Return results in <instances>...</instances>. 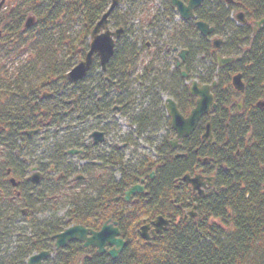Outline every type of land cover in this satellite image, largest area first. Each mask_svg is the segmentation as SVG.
Returning <instances> with one entry per match:
<instances>
[{"label": "trees", "instance_id": "1", "mask_svg": "<svg viewBox=\"0 0 264 264\" xmlns=\"http://www.w3.org/2000/svg\"><path fill=\"white\" fill-rule=\"evenodd\" d=\"M112 1L23 0L18 10L1 20L5 27L4 45L12 43L19 51V43L24 40L29 52L22 54L26 55L25 63L12 70L10 64L18 63L19 53H10L9 59L2 60L6 61V67L0 62V230L2 226L6 233L19 219L26 221L30 232L40 227L33 221L31 210L35 207L27 196L42 192L41 200L49 201V197L61 194L64 187L69 191L66 185L77 167L67 152L82 149L86 158H90L93 148L86 142L89 135L96 130L109 132L102 123L116 107L125 114L131 113L129 107L139 101L134 99L135 93L131 96L130 87L137 83L143 87L140 97L143 111L133 115L131 124L141 134L150 129L157 131L163 118L172 134L163 95L177 102L183 114L194 107L195 99L184 85V70L189 78L195 73L202 84L217 80L213 93L217 109L176 152L167 137L156 145V159L144 157L131 165L125 162L124 153L119 154L112 147V164L120 167L121 180L108 177L96 183L77 182L76 186L83 184L85 189L73 194L67 220L52 219L44 223L39 234L29 238L23 235L18 241L24 245L10 254L0 233V264H26L35 252L53 251L52 238L66 227L99 228L110 217L118 221L128 242L118 259L92 251L86 255L81 244L72 243L55 252L46 264H77L82 257H85L83 264H264V106L258 105L264 102V25L255 33L251 24L238 26L230 18L235 9L223 0L206 2L196 12V21L214 27L215 35L224 40L222 48L216 50L210 37L199 34L196 21L175 24L171 0H164V10L159 11L148 28L159 31L152 39L163 43L166 34L163 23L172 24L167 42L170 46L158 47L155 60L145 67L143 74L137 75L149 40L135 36L133 18L139 9L132 0H118L110 22L116 29L123 28L124 34L117 41L113 58L103 71L95 57L85 79L72 84L68 73L85 59L88 39ZM238 1L248 22L264 19V0ZM121 5H128L127 9L123 11ZM29 12L35 16L36 24L28 30L25 17ZM64 48L65 53L60 55ZM174 48L188 51L181 69H176L172 59ZM218 55L241 60L220 69ZM164 58L171 62L164 63ZM155 63L160 67L158 70ZM170 64L173 70H169ZM199 66L202 72H193ZM236 74H242L246 84L243 95L232 87ZM242 96L245 109L239 113L234 102ZM68 101L73 103L67 106ZM148 102L150 107L146 109L144 104ZM207 121L212 123L215 146H208L201 139ZM37 129L40 134L25 135ZM249 135L254 138L251 147L247 142ZM206 158L210 159L209 164L203 163ZM106 159L100 162L105 164ZM33 167L44 175L40 185L27 181L28 171ZM9 170L11 177L20 183L18 188L6 182ZM153 170L156 176L151 180ZM201 171L206 175L216 171L214 188L203 197L194 195L187 184L180 183L187 173ZM51 179L58 182L56 189ZM142 179L147 182L145 193L137 195L134 203V200L126 203V190L140 184ZM17 193L23 200L20 208L14 205ZM194 206L197 217L186 222L184 215ZM4 208L14 218L10 220ZM160 215L172 225L151 242L144 241L139 235L140 228L145 221ZM97 219L100 221L95 222ZM21 230L20 226L16 232Z\"/></svg>", "mask_w": 264, "mask_h": 264}, {"label": "water", "instance_id": "2", "mask_svg": "<svg viewBox=\"0 0 264 264\" xmlns=\"http://www.w3.org/2000/svg\"><path fill=\"white\" fill-rule=\"evenodd\" d=\"M205 0H190L188 5L184 4L182 1L173 0L172 4L178 10V13L181 19L189 21L195 18L194 11L202 5ZM227 4L234 3V0H225ZM118 4V1H114L113 5L110 7L109 11L103 17V19L97 24L92 33V41L90 44V50L86 55L84 61H81L69 74L68 80L71 83H77L83 80L87 73L91 70L94 57L97 55L100 59L101 66L103 70L106 69L108 63L115 52V39H120L123 34V29L116 31L115 33L110 32L108 27V18L111 15L112 11ZM237 20L246 24V20L243 14L237 16ZM34 24V20L30 19L27 22V27H31ZM264 20L257 23V26H262ZM197 28L199 32L204 36L208 37L214 34L215 29L210 27L207 23L197 22ZM103 29H106L105 33H101ZM222 45L221 40H216L214 46L219 49ZM188 51H182L179 53V58L183 62L186 61ZM240 59L235 58H222L218 57V65L220 68L226 67L232 64L235 61ZM177 67H180V60H177ZM183 76L186 77V74L183 73ZM233 88L238 93L243 94L245 92V83L243 82L242 74H238L233 78L232 81ZM217 83L214 82L212 85H201L197 81H193L189 89V92L192 97L196 98L195 108L191 113L185 117L183 116L175 101L172 99H167L165 102V109L170 118L171 129L175 132L176 137L170 142L171 146L176 149L178 144H180L185 138H189L197 129L202 118L208 115L211 110L217 109V104L215 102V97L213 95V90L216 88ZM241 109L239 108V111ZM93 143L96 145L98 143H103L105 141L104 134L101 132H94L91 135ZM203 141L209 144H213V136L211 125L208 124L206 127V132L203 135ZM77 152H71V154H76ZM33 176L29 179L31 182L38 184L41 179V175L37 173L36 168L33 169ZM153 176V175H152ZM213 178L208 177L204 179L202 176L197 175L192 178L190 175H186L183 179L186 183L194 187V191H198L199 195H204V190L207 187L213 186ZM11 183L14 187L18 186V183L14 179L11 180ZM144 188L141 186H134L129 191L126 192V199L129 200L131 196L137 193H143ZM196 208L189 213V219L196 218ZM171 225V222L164 217H158L152 224L146 225L141 229L140 235L147 242L151 240L149 235V230L152 229L153 237H156L157 234L162 231L167 230ZM119 228L115 223L106 222L100 231L94 232L86 229L83 226H73L67 229L65 232L57 235L55 237L57 243L56 247L62 248L65 247L68 242L79 241L84 244L85 248L94 247L98 249L99 254H103L106 251V246L111 245L114 248L109 252V255L113 259H117L119 254L123 252L127 246L126 241L121 237ZM50 253H41L36 256H33L28 264H40L43 259L49 256Z\"/></svg>", "mask_w": 264, "mask_h": 264}, {"label": "rangeland", "instance_id": "3", "mask_svg": "<svg viewBox=\"0 0 264 264\" xmlns=\"http://www.w3.org/2000/svg\"><path fill=\"white\" fill-rule=\"evenodd\" d=\"M136 1H137V4L135 3ZM163 1L164 0H144V2L141 3V0H135V2H133V0H132L133 5L139 9L138 13L133 18V23H134L135 31H136L135 36H137L139 39L143 38V40H149L148 43L150 44L148 46L147 51H144V54L142 55L143 59L141 61V64H139V70H138L137 75L143 74L145 67L150 62H153L155 60V54L158 53V50H157L158 47L163 46L165 48L166 45H169L168 43L170 41H169L168 34L171 35L170 32H171L172 24H170L168 22L163 23V26L166 29V34L163 37V41H164L163 44H157L152 39L155 36V34L158 33L159 31H151L148 28V25L152 24V22L155 20V17H158L159 11L164 10ZM0 2H1V0H0ZM22 2H23V0H7L6 4L3 7L2 12L3 13H7V12L12 13V12L18 10L17 8L20 7ZM24 2H25V0H24ZM237 2H239V1H237ZM127 6L128 5H121L119 8L124 11L127 9ZM236 10L233 11L236 14H237V12H241V9L240 10L238 9L237 11ZM234 13H233V18H235ZM30 16H33V15L30 14V12H29L25 17V21ZM180 20L181 19L179 18V16L178 17L176 16L175 20H174L175 24L181 23ZM116 28L117 27H115L110 22V29L115 30ZM76 29H77V26L75 25L74 30H76ZM215 38H220V37H215ZM215 38H213V39H215ZM22 41L23 42L19 43V46L21 47L19 51H18V49L13 47L14 45L12 43L2 45L1 49H5V50L0 49V62H4V66L6 64V61L5 60L2 61L3 59H9L10 53H19L20 60H18V63L14 64V65H13V63L10 64L11 70L13 69L14 66L17 67L20 65V63H22V65H23L26 61V59H25L26 55L25 54L22 55V54L24 52H29V51H27L28 47L24 46L25 45L24 40H22ZM88 41H90V40L88 39ZM179 50H181V49L179 48ZM79 51H83V49L79 48ZM64 53H65V48L60 52V55H63ZM175 56L176 55H173L172 57L174 58ZM166 62H167V64H169L171 62V59H168V61H166V58H164V63H166ZM199 64H200V59H198V65ZM154 65L156 66L157 70L160 68L158 63H155ZM172 66L173 65L170 64L169 70L170 69L173 70ZM200 69H201V67L199 66L198 68H196V70H193V72L198 71V73H200V72H202V71H200ZM191 79L192 80L197 79L195 73L193 74ZM184 85L189 86L190 82L185 81ZM142 88L143 87H141L139 85V83H137V85H135V87H130L131 92H132L131 96L134 95V93H135L134 99L139 101V102H134L133 105H131L129 107V110L131 112V113L129 112L130 114H125V111L122 110V108L120 110H114V113H112V116H108L106 118L107 121H104L102 123V126H107V128L109 130L110 135L108 136L109 137L108 140L110 143H107V145H105L103 147L105 149V151H103V149L101 148V149H99V152H102L103 154H105V152L107 151V153H110V157H111V155H112L111 145L112 144H114V143H119V144L127 143L126 140H129L130 141V143L128 144L129 147L126 148L123 153H124L125 158L127 160L125 162L128 164H131V165L135 164L138 159L142 160L144 157H151V158L156 159L155 157H158L157 156V150H156L157 146L162 141H164L167 137H168L167 139L170 140L174 136L173 134H171L170 129L168 127H166V125H165L166 119L165 118H163L162 127L158 128L157 131L150 129L143 134L138 132V127L136 125L131 124V119H132L133 115H135L136 113H139L140 111H143V109L140 107V105H141L140 97L142 95ZM187 88H189V87H187ZM168 97L169 96L163 95L162 100L165 102V100ZM245 102L246 101H244V99L239 97L235 100L234 105L240 107L241 110H243ZM144 107L146 109L149 108L150 107L149 102L147 104H144ZM165 113H166V110H165ZM166 115H167V113H166ZM118 136H119V139L117 142ZM96 154H98V152H96L94 155H96ZM27 161L29 164L31 163L30 160L27 159ZM98 166H99V164H97L94 169H91V168L89 169L90 174H91L90 176L82 174L86 177L87 181L96 183V182L100 181L101 179H103L101 177H103L104 172ZM160 166L161 165L159 164V167ZM30 169L28 171L27 178L32 177ZM106 173L107 172H105V174ZM214 173L216 174V171L212 172L209 175L215 176ZM113 174H114L115 179L120 177L117 172L113 173ZM9 178H11V176H8L6 182H9V180H8ZM51 181L53 183V189H56L58 187V184H57L58 182L57 181L55 182L54 179H51ZM181 182L186 183L185 181H181ZM66 188H68L70 190L66 191L65 187H64L61 194L49 197V201H45V200L42 201L41 200L40 193H42V192H34V193H31L27 196V198H29V200L32 202L33 206L35 207L33 210H31L32 215H33V221L35 224H39L40 227L34 228L30 232L28 229L29 225H27V223H25L26 221L23 219H19L18 224L16 223L14 226H12L10 228L13 231V233L11 234V231L8 228H7L6 233H4V228L1 226L0 233L2 234L1 236L5 237L3 242L7 243L6 244L7 254H10L16 247H17L16 249H18L20 247V245L21 246L24 245V243H20L21 241H18L19 239L22 238L23 235L26 234V238H29L30 236L33 237L34 235L39 234L40 229L44 225V223L51 221L52 219H59L60 221H63V222H65L67 220V218L69 217V216H67V211L72 206V203L74 201L73 194L74 195L80 194L81 191L83 189H85V186L82 184L81 187H79V185L76 186V183H74V184H70L68 186L66 185ZM93 192H94V190L91 187L90 193L93 194ZM14 202H15L14 205L16 204V206L18 208L23 206V200L22 199H17ZM2 204L5 205L4 203H2ZM6 205H7V203H6ZM4 211H8V209L4 208ZM190 212H191V210L188 211V213H190ZM8 214H9L10 220L12 218H14L13 215L10 214L9 211H8ZM2 224H5V222H2ZM20 226L23 227V230H21L17 233L16 231L20 230Z\"/></svg>", "mask_w": 264, "mask_h": 264}, {"label": "flooded vegetation", "instance_id": "4", "mask_svg": "<svg viewBox=\"0 0 264 264\" xmlns=\"http://www.w3.org/2000/svg\"><path fill=\"white\" fill-rule=\"evenodd\" d=\"M7 1V0H6ZM179 1H182L184 4H186V5H188V3H189V1L190 0H179ZM208 1H212V0H205L203 3H202V5L200 6V7H198L195 11H194V14L196 15V12L198 11V10H200L203 6H204V4H206V2H208ZM223 1H225V0H223ZM238 0H234V3H232V4H227L228 5V7H233L235 10L237 9H241L242 11L244 10L243 8H242V3L241 2H237ZM171 4H172V0H171ZM173 7V6H172ZM174 9H175V7H173ZM2 10L3 9H1L0 8V21L3 19V17H5V15H6V13H3L2 12ZM236 10V11H237ZM192 21H196V17L193 19V20H189V21H184V22H186V23H188V22H192ZM197 22L198 21H196V24H197ZM5 33V27H0V45H4V34ZM156 43H158V42H156ZM174 53H177V52H175V50L173 51ZM177 55V54H176ZM213 93H214V90H213ZM191 95V94H190ZM49 97H51V95L49 96ZM194 99H195V104H194V107L190 110V112L188 113V114H183L182 112H181V110H180V108H179V106H178V104H177V102H176V104H177V106H178V108H179V111H180V113L183 115V116H185V117H187L190 113H191V111L195 108V105H196V98L195 97H193ZM71 103H73V101H68V102H66V104H67V106H69ZM164 109H165V107H164ZM166 110V109H165ZM212 112V111H211ZM211 112L208 114V115H206V116H204L203 118H202V120H201V122L199 123V125L204 121V120H206V118L211 114ZM243 111H241V112H239V113H242ZM166 113H167V111H166ZM66 115H67V112H66ZM167 117L169 118V116L167 115ZM169 120H170V118H169ZM208 124H210L211 125V129H212V123L211 122H206V124H205V131H204V133H203V135L205 134V132H206V127H207V125ZM198 125V126H199ZM170 128H171V126H170ZM197 129H198V127H197ZM196 129V130H197ZM196 130H195V132H196ZM101 133H103L104 134V138H105V141L103 142V143H98V144H94L93 143V139L91 138V135L94 133V132H96V131H94V132H92L90 135H89V137H88V139L86 140V142L89 144L90 143V145H91V147L93 148V150H91V152H90V158H86V156L84 155V151L82 150V149H74V150H70V151H75V152H77L76 154H73V155H71V154H69V152L70 151H68L67 152V154L72 158V164L74 165V167L76 166L77 167V169L74 171V175L73 176H71V178L69 179V181H68V185H70V184H74V183H77V182H79V181H87V179H86V177L84 176V175H82V174H85V175H88V176H90L91 174H90V171H89V169L91 168V169H94L95 167H96V165L97 164H99V168L101 169V170H103V172H104V175H103V177H101V178H103V179H108V177H110V178H112L113 180H115V181H120L121 180V178H122V172L120 171V167H117V166H114L112 163H113V160L111 159V157H110V153H107V151L105 152V154H103L102 152H99V149H103V151H105V149L103 148L105 145H107V143H110L109 142V140H108V136L110 135L109 134V132L108 133H106V131H102V130H99ZM171 131H172V134L174 135L170 140H169V142H171L172 140H174V138L176 137V134H175V132L171 129ZM194 132V133H195ZM41 133V130L40 129H37V130H33V131H27V132H25V135H27V136H34V135H38V134H40ZM193 133V134H194ZM193 134L189 137V138H185L180 144H178V146L176 147V149H174L172 146H171V144H170V146L172 147V149H173V151H178V150H180L181 148H182V145H183V142L185 141V140H187V139H190L192 136H193ZM203 135H202V137H201V139H202V142L203 143H205V144H207L208 146H215L216 144H217V141H216V138H215V136H214V134H213V129H212V136H213V140H214V143L213 144H209V143H207V142H204L203 141ZM118 139H119V136H118V138H117V142H118ZM253 136L252 135H249V136H247V142H248V146L249 147H251L252 146V142H253ZM128 144L129 143H122V144H119V143H114V144H112L111 145V152H112V150L114 149L115 151H120L119 152V154H122L123 152H124V150L126 149V148H128L129 146H128ZM112 147H114L113 149H112ZM96 152H98V154H96V155H94ZM177 157H180V154L178 153L177 154ZM104 158H107L106 160H104V161H106L105 162V164L104 163H102V162H100V160H102V159H104ZM124 159H125V161H127L126 160V158H125V155H124ZM78 163V164H77ZM109 163V164H108ZM203 163L204 164H209L210 162H208L207 160L206 161H203ZM36 168V167H35ZM36 171H37V173H39L42 177H41V179H40V182L38 183V184H34V185H40L41 183H42V181L44 180V175L42 174V173H40V171L36 168ZM52 172L54 171V169L52 168V170H51ZM105 172H107L106 174H105ZM118 173V175L120 176L119 178H114V174L113 173ZM54 173V172H53ZM33 174L34 173H32L31 175L33 176ZM153 175V176H152ZM186 175H190L192 178H194L195 176H197V175H200V176H202L204 179H208V177H215V176H212V175H206V174H203L202 173V171L201 172H198V173H196V174H190V173H187ZM185 175V176H186ZM61 176V175H60ZM155 176H156V171L155 170H153L152 171V173H151V175H150V179L151 180H153L154 178H155ZM184 176V177H185ZM184 177L182 178V181H183V179H184ZM31 178V177H30ZM81 179V180H80ZM103 179H101L100 181H102ZM214 180H213V186L215 185V183H216V177L215 178H213ZM87 182H90V181H87ZM146 180L145 179H142L141 180V182H140V184H135V185H132L131 187H129L127 190H126V192L127 191H129L131 188H133L134 186H141V187H143L144 188V192L143 193H137V194H135V195H133V196H131V198L129 199V200H127L126 199V192H125V194H124V197H125V201H126V203H130L131 201H133L134 199H135V197L137 196V195H140V194H144L145 193V191H146ZM182 183V182H181ZM185 184H187L188 185V187L189 188H191V190H192V192H193V194L194 195H197V196H199V197H203L204 195H199L198 194V191H194V187L192 186V185H190V184H188V183H185ZM209 186L207 187V190L205 191L204 190V194H206V192L209 190ZM214 188V187H213ZM70 190V189H69ZM17 199H22V197H21V194L18 196V197H16V200ZM136 200H134L133 201V203L135 202ZM194 208H196V210H197V207L196 206H194L193 208H192V210H194ZM23 210V209H22ZM27 211L26 210H24V215L25 216H27ZM158 217H163L162 215H160V216H157L155 219H153L152 221L150 220V221H145V223L142 225V227L140 228V232H141V229L143 228V227H145L146 225H150V224H152ZM165 218V217H164ZM165 219H167V218H165ZM98 221H100V219H97V220H95V222H98ZM108 221H110V223H115L116 225H117V227L119 228V230H120V233H121V238L124 240V241H126L125 239H124V237H123V235H122V231H121V229H120V226H119V223H118V221H116V220H114L112 217H110V218H108V220H106V221H103L102 222V224H101V226L99 227V228H88V227H86V226H84V225H70V226H68V227H66L65 229H64V231H62V232H60V233H58V234H56V235H54V237L52 238V243H53V251H51V250H43V251H40V252H35L34 254H32L28 259H27V261H26V264H28L29 262H28V260L29 259H31L33 256H35V255H38V254H41V253H50L49 254V256L48 257H46L45 259H43L42 261H41V263L40 264H46L51 258H53L54 257V254H55V252H58V251H61V250H65L70 244H72V243H79V244H81L82 245V248L84 249V252H85V254L86 255H89V253L92 251V252H94V253H96L97 255H99V256H103V255H108L109 257H111L110 255H109V252L114 248L113 246H111V245H107L106 246V251H105V253H103V254H99L98 253V249L97 248H94V247H90V248H85L84 247V244L82 243V242H79V241H71V242H68V244L65 246V247H62V248H58L57 249V247H56V243H57V241H56V239H55V237L57 236V235H59V234H61V233H63V232H65L67 229H69L70 227H73V226H83V227H85L86 229H88V230H90V231H94V232H98V231H100L101 230V228H102V226L106 223V222H108ZM71 222V220H68V223H70ZM152 229H154V227L152 226V228L149 230V235H150V237H151V240L150 241H148V242H151L153 239H155L159 234H157L156 235V237H153V234H152ZM140 232H139V235H140ZM140 237H141V235H140ZM142 238V237H141ZM143 239V238H142ZM144 240V239H143ZM144 241H146V240H144ZM147 242V241H146ZM126 243H128L127 241H126ZM17 248V247H16ZM16 248L14 249L15 251H16ZM126 248V247H125ZM124 251V250H123ZM122 253H120L119 254V256L121 255ZM119 256H118V258H119ZM85 258V257H84ZM84 258L82 257L80 260H79V262L77 263V264H83V261H84ZM112 258V257H111ZM113 259V258H112ZM113 260H116V259H113Z\"/></svg>", "mask_w": 264, "mask_h": 264}, {"label": "bare ground", "instance_id": "5", "mask_svg": "<svg viewBox=\"0 0 264 264\" xmlns=\"http://www.w3.org/2000/svg\"><path fill=\"white\" fill-rule=\"evenodd\" d=\"M2 48V45H0V49Z\"/></svg>", "mask_w": 264, "mask_h": 264}]
</instances>
